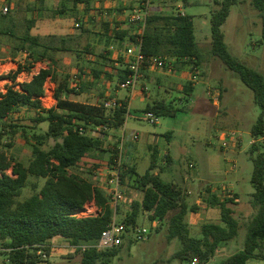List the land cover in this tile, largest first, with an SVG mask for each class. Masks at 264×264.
Returning a JSON list of instances; mask_svg holds the SVG:
<instances>
[{
    "label": "trees",
    "instance_id": "obj_1",
    "mask_svg": "<svg viewBox=\"0 0 264 264\" xmlns=\"http://www.w3.org/2000/svg\"><path fill=\"white\" fill-rule=\"evenodd\" d=\"M93 1L95 0H62L55 13H64L67 8L75 10L83 8L89 11ZM40 2L43 3L44 0ZM183 2L185 7L190 5L189 0ZM215 2L218 7L212 11L211 54L235 71L253 90L254 100L261 108V113L251 128V134L256 141L252 142L249 150L254 164L251 182L255 188L250 204L255 213L249 220L244 248L214 264H248L250 259L264 258V152L257 142L259 137L264 136V73L243 62L230 51L226 43L223 26L232 6L238 4L239 0ZM251 2L262 19L264 36V0ZM95 10L100 14L99 9ZM12 13L13 7L10 4V12L0 16L5 21L8 17L12 19ZM9 21L11 26L6 21L9 26L0 28V33L15 37L19 45L17 49L27 52L28 58L25 64L18 63L13 74L9 73L7 76L0 74V80L4 78L12 80L5 92L0 90V138L10 132L17 134L22 127L25 132L30 130L32 137L37 140L33 143L28 164L14 160L4 150H0V247L7 250L11 264H37L44 261L37 255V250L42 247L50 253L52 239L55 237L64 238L76 246L77 250L83 253V264H98L106 257L117 255L125 243L132 244L136 241L133 230L140 225L138 220L142 211L149 212L152 223L158 219L168 218L169 239L178 238L182 243L174 257L183 260H192L199 255L207 262L227 242L236 238L240 223L234 216L235 211L231 206L235 204L234 199H222L215 193L209 195L208 205L220 208L222 223L206 222L202 225L201 236L191 234L187 215L189 211L196 210L197 206H189L182 188L164 180L160 172H155L157 167L155 150L152 153V162L145 173H139L134 166H128L122 172L124 184L125 178L129 175L128 186L143 192L142 199L132 201L131 209L122 220L127 227L122 244L106 251H98L91 246L97 242L101 232L112 220L114 211L106 192L96 186L91 178L84 177L75 170H81L91 159H98L96 154L105 150L103 139L108 134L116 136L112 153L116 152L123 137L115 132L124 129L131 110L128 97L121 99V105L115 109H108L104 105L105 100L112 98L111 96L100 103H84L72 98L91 90L95 83L102 79L112 82L116 78L119 86L128 74L127 63L120 56L117 60L119 66H116L110 57L108 47L112 43H118L124 48L134 43L136 36L129 34L132 27L129 24L127 29L111 28L109 17L103 18L101 22L93 21V27H100L103 30L100 34H94L99 36L98 43L104 47L98 51L97 45L87 42L82 49L75 48L74 52L79 57V71L76 77L66 74L64 80L58 81L55 54L61 50H71L66 46L67 38H60L61 45H58L55 42L58 37L55 35L44 38L33 34L32 28L35 25L33 18L27 19L24 33L16 34L12 29L13 20ZM84 31L92 32L88 29ZM142 51L146 54L177 58L176 71L187 69L192 62L200 67L205 61L203 49L196 38L194 16L182 13L178 7H173L167 13L150 11L142 34ZM89 55H94L95 60L91 61ZM44 60L51 63L47 68H41L30 80L22 82L17 80L22 71H30L36 62ZM48 77L58 82L55 88L57 103L56 106L46 109L40 97L46 93L45 84ZM183 91L184 99H188L194 91V83L187 82ZM173 101L158 100L149 104L145 113L153 111L159 116H175L183 108L176 106ZM22 107L34 110L31 125L19 124L18 113ZM42 122H48V129L44 133H38L36 129ZM80 128H83V132ZM167 136H171V132H168ZM50 138L55 140L54 144H48ZM166 157L171 162L170 155ZM112 163L113 156L109 158L108 165ZM89 165L96 170L100 169L98 162ZM124 165H127L125 152ZM9 168H12L13 175L7 173ZM163 168L164 166L162 170ZM30 177L44 178L45 183L29 197L20 199ZM34 188L37 189L36 184ZM88 202L98 205L100 212L97 215L75 216L74 212L83 209ZM122 204L118 208V214ZM172 211L174 213L169 216ZM83 244L90 247L82 251L80 246Z\"/></svg>",
    "mask_w": 264,
    "mask_h": 264
},
{
    "label": "rangeland",
    "instance_id": "obj_2",
    "mask_svg": "<svg viewBox=\"0 0 264 264\" xmlns=\"http://www.w3.org/2000/svg\"><path fill=\"white\" fill-rule=\"evenodd\" d=\"M97 1H93L88 12L76 14L71 9H67L64 13L56 14L55 10L61 6L62 0H44L43 3L40 0H19L13 8L12 19L8 17L5 18L8 20L4 21V18L0 16V28L5 25L9 26L6 21L11 26L9 20H13L14 27L12 26V29L16 34H21L26 30L27 19L33 18L35 25L32 32L35 35L41 32L43 33L41 35L47 38L53 34L58 35V32H65L72 36L68 44L72 48L80 49L87 42L98 43L97 36L92 31V23L97 19L95 10L97 9ZM142 1L132 0L135 3L134 7H140ZM159 1L161 0H156V2ZM163 1L165 4L168 3V8L171 10L173 7H179L178 4L184 5L183 0ZM251 1L239 0L238 4L233 5L223 29L230 51L247 65L264 73L262 19ZM189 4L185 7V11L194 16L196 38L203 49L205 59L200 66V76L197 81H194L196 87L193 94L188 96L184 102L176 105L183 108L178 111L177 115L160 116L157 124L150 123L144 112L133 110L132 115L127 118L125 128L115 133L123 137L121 143L123 141L124 152L127 153L125 168L134 166L139 173H145L152 162V153L154 152L152 144L159 148L161 153L157 156L155 172H160L165 180L180 186L186 194L189 206L196 205L198 207L199 213L190 212L187 218L191 222V233L194 236H200L201 227L206 222L222 223L221 211L218 206L203 208V204H205L203 192L207 194L206 189L210 187L207 184L213 183L212 186L222 195H225L226 192L219 185L231 184L240 194L242 200L231 204L235 211L234 216L240 223L236 238L227 242L207 262L201 259V256L196 255L201 263L214 264L244 248L249 220L255 213L250 204L255 188L251 182L254 164L249 150L253 140L251 128L260 115L261 108L254 100L253 90L240 79L235 71L226 67L220 59L211 54L212 11L218 7L215 0H189ZM81 19H86L88 24L87 26L84 24L83 28L92 32H85L84 29L76 26V23L80 22ZM126 22L128 25L129 17L126 18ZM55 42L61 45L60 38H56ZM2 43L9 44L8 52L13 55L12 57H18L20 60L18 62L22 60V64L26 63L27 58L21 57L24 52L17 49L19 45L15 37L0 33L1 46ZM55 55L57 57L58 81L64 80L66 74L75 77L79 71L77 54L74 51H58ZM89 57L91 61L95 60L94 55H89ZM86 58L88 57L86 56ZM80 62L83 63V61ZM11 66V64L6 65L4 69ZM17 67L18 65L13 69H6L8 71L3 74L7 76L10 73L11 75ZM41 67L43 64H37L35 70L38 71V68ZM161 71L167 73V70ZM176 76H168L164 81L165 84L171 86H169L170 89L180 90L185 82L191 81L189 79L190 72L187 69L183 73L177 72ZM29 77L20 73L17 80L22 82L28 80ZM11 83V79L4 78L0 81V88L6 89ZM117 84L116 78L112 82L102 79V81L96 82L91 90L80 96H75V98L94 103H100L110 96L123 99L125 95ZM141 85L145 86L143 82ZM47 87L50 89L52 86L49 84ZM211 96L218 101V105L214 103ZM50 97L47 95L44 98L45 104L52 103L53 100ZM18 114L20 116L19 124L25 126L32 124V118L35 115L34 110L22 107ZM47 128L48 122H43L38 125L36 131L44 133ZM168 132H171L172 135L167 136ZM135 135H138L137 139ZM35 142L37 140L32 137V132L30 130L25 132L20 127L17 134L10 132L0 138V150H4L10 158L28 164ZM54 142L53 138L48 140L49 145L54 144ZM257 142L260 144L261 151L264 152V137H259ZM115 144L116 136H113L112 133L103 139L105 150L96 154L98 159L90 160V163H100V169L97 168V170L106 171L108 169V160L113 154L112 149H114ZM167 151H170L173 156L171 162L166 157ZM191 163H195V167H191ZM89 164L81 170L75 171L96 182L97 178H95L94 171L96 168ZM162 165L166 167L165 170H162ZM128 181H130L129 175L125 178L126 200L117 215L119 220H123L131 209L133 200H141L143 197V192L128 186ZM44 183V178L30 177L20 199L29 197L38 191ZM35 184L37 189L34 188ZM198 200H200V204L197 202ZM84 208L93 212L96 208L98 213L100 212V208L94 202L86 203ZM172 213L174 211L169 216ZM138 223L151 229L150 238L145 241H134L132 244L125 243L117 255L106 257L104 261L98 262V264H191L192 260L174 257L182 243L178 238L169 239L168 218L158 219L156 228L149 218V212L142 211ZM70 245L64 238L55 237L52 241L49 259H47L49 262L44 260L37 264H83V253L73 249ZM0 251H3L0 252V264H11L8 253H6L7 250L0 247ZM248 264H264V258L250 259Z\"/></svg>",
    "mask_w": 264,
    "mask_h": 264
},
{
    "label": "built area",
    "instance_id": "obj_3",
    "mask_svg": "<svg viewBox=\"0 0 264 264\" xmlns=\"http://www.w3.org/2000/svg\"><path fill=\"white\" fill-rule=\"evenodd\" d=\"M152 1L153 0H143L140 4V7L134 9L129 15V25H139L137 32H135L136 41L131 45L125 46L122 52L123 58L127 63L128 74L126 78L119 83V88L127 90L129 98H133L135 96L144 69L167 70L169 72H173L176 68L177 58H172L161 54H146L142 51V34L146 26L148 15L151 11ZM9 12V0H0V15H7ZM80 25V22L76 23V26L80 27ZM187 70L190 72L189 79L193 83L194 81H197L200 76V67L192 62L188 66ZM51 99L53 100L52 102L55 103V97L51 95ZM104 105L108 109H115L121 105V99L117 97L109 98L105 100ZM145 115L150 123L157 124L159 122L160 116L153 111H148ZM80 131L83 132V128H80ZM112 156L113 163L106 171L96 170L95 172L99 177L96 186L106 192L107 196L109 197L111 207L114 211L112 220L101 232L97 242L91 245L94 246L98 251H106L121 245L124 240V235L127 233L126 224L117 217L118 208L126 199L122 177V172L125 169L123 141L122 143L118 144L117 150L112 154ZM91 211H88L87 208H84L75 211L74 215L86 216L98 214L96 208L94 212ZM153 223L157 227L158 221ZM151 233V229L147 226L139 225L133 230L134 239L136 241H145L149 239ZM70 247L77 249V247L73 245H70ZM80 247L82 251H85L90 246L88 244H83ZM37 255L41 259L47 260L49 259L50 254L46 249L41 247L37 250ZM191 264L203 263H201L198 256H195L192 258Z\"/></svg>",
    "mask_w": 264,
    "mask_h": 264
},
{
    "label": "crops",
    "instance_id": "obj_4",
    "mask_svg": "<svg viewBox=\"0 0 264 264\" xmlns=\"http://www.w3.org/2000/svg\"><path fill=\"white\" fill-rule=\"evenodd\" d=\"M18 1L19 0H9V2H10V4H11V6L14 8L17 4H18ZM164 1L163 0H161V1H159V2H156V0L154 1L153 0V3L151 4V7H152V11L153 12H160V13H167L168 11H171V9H169L168 7V3H163ZM134 2H132V0H98L97 1V9H99V11H100V14H97V19L96 20H99L100 22L103 20V18L105 19L106 17H109V19H110V22H111V28H125V29H127V28H129V26L126 24L127 22H126V18L127 17H129V15H130V13H132V11L134 10V9H136L137 7H134L135 6V3L133 4ZM178 8H179V10L182 12V13H187L186 11H185V4L182 6V5H180V4H178ZM103 8V9H102ZM106 8V9H105ZM131 8V9H130ZM67 9H71V8H67ZM66 9V10H67ZM72 11H74L76 14L79 12V13H83L84 11L86 12V10L85 9H83V8H81V9H77V10H75V9H71ZM103 10V11H102ZM128 10H130L129 12H128ZM88 12V11H87ZM84 16V15H83ZM114 21H116L115 23H114ZM78 23H79V21H78ZM116 23H118V24H116ZM80 27L79 28H82V29H84L85 30V28H83V25L84 24H86V26L88 25L87 24V21H86V19H81V21H80ZM115 24V25H114ZM92 25H93V23H92ZM93 27V26H92ZM95 28V29H94ZM138 28H139V25H134V26H132L131 27V29L129 30V34H134L135 36H136V34H135V32H137V30H138ZM92 31H94V33H98V34H100V32H103V30H101L100 29V27H93V30ZM33 33V32H32ZM93 33V34H94ZM34 34V33H33ZM41 34H43V33H41V32H38V35L39 36H41V37H43ZM5 35V34H4ZM53 35H55V34H53ZM59 35H61V36H59ZM95 35V34H94ZM9 36V35H8ZM55 36H57L58 38H63V37H65V38H67L66 39V46H67V48H70L71 50H67V51H64V52H68V51H74V49L75 48H72L69 44H68V41H69V39H71L72 38V36H69L68 35V33L66 34L65 32H58V35H55ZM95 36H97V35H95ZM99 39V36L97 37V40ZM61 41V40H60ZM63 42V41H62ZM91 43V42H90ZM87 44V43H86ZM93 44H95V45H97V50L98 51H100L103 47H104V45L103 44H99V43H93ZM2 47V48H1ZM84 47V46H83ZM83 47H81V49L83 48ZM6 48V49H5ZM9 48H10V46H9V44L8 43H6V44H4V43H2V46H1V44H0V74H3L5 71H8V70H6V69H13L16 65H18V61H20L19 60V58L18 57H12L13 55L12 54H10V52H8L9 51ZM108 49H109V54H110V57H111V59L112 60H114L115 62V65H119V63H118V59L120 58V56H122L123 57V55H122V52H123V47H121L118 43H112L109 47H108ZM61 51H63V50H61ZM61 51H59V52H61ZM24 52V51H23ZM21 57H23V59H26V58H28V53L27 52H24V54H22L21 55ZM2 61V62H1ZM24 61V60H23ZM21 62H22V60H21ZM9 64H11L12 66L10 67V68H5L4 69V67H6V65H9ZM37 64H43V67H41V68H47L48 66H49V64H51L50 63V61L49 60H44V61H38V62H36L35 64H34V67L30 70V71H22L21 73L22 74H25V75H28V76H30L29 77V79L28 80H30L32 77H33V75L34 74H36V73H38L40 70H41V68L39 69L38 68V71H36L35 70V68H36V65ZM2 69V70H1ZM4 69V70H3ZM55 69H56V66H55ZM184 70H186V68H183V69H179V70H174L176 73L177 72H182L183 73V71ZM58 71V70H57ZM189 71V70H188ZM176 73H171V72H169V71H167V73H162V71L161 70H150V69H144L143 70V75H142V78H141V81H140V83H139V87H138V89H137V92H136V94H135V96L133 97V98H129V96H128V91L127 90H125V89H122V93L125 95V97H128L129 98V109L131 110V114L129 115V116H131L132 115V112H133V110H135V111H142V112H144V114H146L145 113V109L147 108V106L149 105V104H153L154 102H156V101H158V100H165L166 102H169V101H172V100H174L173 102L177 105V104H179V103H182V102H184V100H187V99H184V86L187 84V82H189V81H187V82H185L184 84H183V86H182V88L179 90H176V89H170L169 88V86L170 85H168V84H165L164 83V81L166 80V78L168 77V76H170V77H177L176 76ZM77 74V73H76ZM76 74H75V77H76ZM74 75V74H73ZM73 77V76H72ZM8 79H10V78H8ZM1 81V80H0ZM12 81V80H11ZM141 82H143V84H145V86H142L141 85ZM49 84H51V88L50 89H48V85ZM196 83L194 82V90H195V87H196V85H195ZM57 85H58V82L57 81H55L54 79H52L51 77H48V79H47V81H46V84H45V90H46V93L43 95V96H41L40 97V99H41V101H42V105H43V107L44 108H46V109H49V108H51V107H54V106H56V103H57V99H56V97H55V88L57 87ZM141 85V86H140ZM171 87V86H170ZM0 90L1 91H3V92H5L6 91V89L5 88H0ZM150 90V91H149ZM85 93V92H84ZM84 93H82V94H84ZM192 94H193V92H192ZM191 94V95H192ZM53 96V97H55V103H51V104H47V105H45V102H44V98L46 97V96ZM191 95H189V96H191ZM78 96H80V95H78ZM124 97V98H125ZM43 98V99H42ZM51 98V97H50ZM72 99H74V100H77L76 98H75V96H73V98ZM211 99H213V101H214V103L216 104V105H218V101H216V99L213 97V96H211ZM78 101H80V100H78ZM80 102H84V103H89V101H80ZM91 103H94V102H91ZM128 116V117H129ZM136 116H138L137 115V113H136ZM146 116V115H145ZM127 117V118H128ZM127 121V120H126ZM43 123V122H42ZM125 125H126V122H125ZM125 128V127H124ZM48 129V128H47ZM172 135V134H171ZM253 137V136H252ZM264 137V136H263ZM135 138L137 139L138 138V135H135ZM253 141H255V138L253 137V140H252V142ZM152 147H153V149H154V151L155 150H157V156H158V154L159 153H161L160 152V150H159V148L156 146V145H153L152 144ZM125 154H126V157H127V153L125 152ZM167 155H170V157H171V160H172V155H171V153H170V151L168 152L167 151V153H166V156ZM156 162H157V158H156ZM160 162V160L158 161V163ZM164 165H162L161 166V168L163 167ZM190 166L191 167H195V163H191L190 164ZM166 169V167L164 166V168H163V170H165ZM10 172V173H9ZM7 173H9V174H11V175H13V173H12V168H9L8 170H7ZM157 173V172H156ZM160 175H161V173H160ZM161 177H162V175H161ZM95 178H97V180H96V182L94 181V183H96L97 184V182H98V179H99V177L96 175V173H95ZM163 178V177H162ZM164 179V178H163ZM165 180V179H164ZM167 181V180H166ZM212 184L213 183H211V184H207V186L208 185H210V187H208L207 189H206V191H207V194H205L204 192H203V195H204V200H205V204H203V208H205V209H208V208H211L209 205H208V200H209V195L211 194V193H215L217 196H219V197H221L222 199H224V198H231V199H234V202L235 203H237V202H240L242 199H241V196H240V194L234 189V187H233V185H231V184H222V185H219V186H222L223 187V189H225V192H226V194L224 195H222L221 193H219V192H217L216 191V189L212 186ZM254 193V192H253ZM252 193V194H253ZM126 200V199H125ZM199 204L201 203L200 202V200H198L197 201ZM197 209H198V207H196ZM197 209L196 210H191V211H189V213H188V215H187V218H188V216L190 215V212H196L195 214H198L199 213V211H197ZM195 219H196V217H194ZM188 221V223H189V226H190V224H191V222H190V220H187ZM202 228V227H201ZM190 230H191V227H190ZM202 232V231H201ZM192 234V233H191ZM200 236H201V234H200ZM196 237H199V236H196ZM54 239V238H53ZM53 239H52V241H53ZM172 239H176V238H172ZM171 240V239H170ZM231 241V240H230ZM229 241V242H230ZM182 247V246H181ZM180 247V248H181ZM227 258V257H226ZM211 260V259H210Z\"/></svg>",
    "mask_w": 264,
    "mask_h": 264
}]
</instances>
